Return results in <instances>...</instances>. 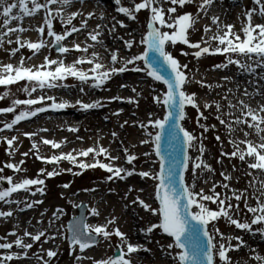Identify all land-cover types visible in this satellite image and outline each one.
Returning a JSON list of instances; mask_svg holds the SVG:
<instances>
[{
    "label": "snow or ice",
    "instance_id": "6c2138e0",
    "mask_svg": "<svg viewBox=\"0 0 264 264\" xmlns=\"http://www.w3.org/2000/svg\"><path fill=\"white\" fill-rule=\"evenodd\" d=\"M165 2L170 5L167 9L163 7ZM194 3H196V0H139V2L138 0H130V5L125 6L123 0H115V10L129 20H137V14L142 10H147L150 13L146 25L147 33L139 41L140 45L145 46V50L139 54H131V49L137 42L132 38V33H128V39L123 36L119 37V39L123 40L124 46L129 50L130 55L121 57L118 50L112 51L108 49L101 37L105 30L110 34H114L117 25L121 28H126L127 25L122 20L112 17V26L110 28L105 23H97L95 28L89 30L90 20L98 19L104 21L107 18L104 12L97 16L95 11H85L86 0H0V49L5 48L6 44L18 45L19 47H13L10 50L12 56H15L22 48L31 50L33 56L44 48H56L61 55L69 54L70 52L84 54L68 64L63 59H50L48 56H45L44 63L33 65L32 67L25 66V58L23 56L18 65L0 63V86L9 89L0 94V100L12 97L11 105L0 108V113H12L14 115L10 122H5L3 128H0V133H3L5 129L12 130L15 125L20 124L22 121L29 120L49 110L61 111L68 108H78V110L87 112L106 107L107 104L114 101L135 104L138 107V99L133 97L125 98L119 95L105 99H95L89 102H84L83 99H76L74 103L64 99H60L58 102L57 97L43 94L32 98V94L36 93L38 89L43 93L45 89L76 87V85L61 83L69 77L79 82L78 91L82 95H87L84 85H87L90 89H103L114 76H119L126 72H143L154 81L162 82L166 86V90L162 95L157 94L154 97V101L165 108L166 114L163 118L153 119L154 114L149 113L146 123L143 121L138 122L139 127L144 130V138L140 143L153 147L155 156L159 157L158 173L150 170L136 171L133 162L138 157L135 154H129L127 147L122 148V151L125 154L126 163L132 165L131 169L115 166L114 162L119 160L120 157L111 156L109 149L100 143L93 144L87 148L73 149L65 153L62 148L69 143L67 138L58 142L55 139L41 137L42 144L50 146L54 150H61L59 154H53L50 157L40 155L36 142L32 143L30 151L35 150L36 158L46 165H58L61 161H68L81 170L90 168L102 169L110 174L106 178L108 181L116 178L126 180L133 175L155 181L154 201H158L157 206L153 207L152 204L145 202L140 195H137L132 200V204L138 205L156 217L157 222L150 223L145 229H141L148 243H151L150 235L155 230H159L171 238L170 243L161 245V250L170 256L175 261V264H239L238 261L233 260L229 253L239 251L241 247L249 246L242 236H225L213 222L223 217L229 225H234L236 229L252 236L259 234L264 239V180H259L258 176H253L252 180L249 181V186L254 189L251 198L256 201L255 206L249 205L247 190L230 189L228 183L213 184L210 194L205 193L203 188L199 191L195 190L197 179H200L205 171L214 172V170L203 160L205 151L202 144L203 135L200 137L195 136L181 122L187 119L186 108L190 106L199 113L197 116L198 126L204 132L209 130L206 124L200 123L201 118L207 120V117L201 111V104L198 103L197 94L187 91V86L193 82L199 83L201 86L205 85L202 81L195 80V72L190 77L185 71L188 69V65H181L167 48L178 43L186 45L194 50L191 55L197 60L205 54L225 56L226 62L215 65L213 70L226 69L230 65H234L238 68L241 75L251 76L255 81L264 82V22H254V17L264 20V0H252L253 7L243 11L244 19L241 21L239 31L234 30L235 26L233 24L223 23L220 17L211 16V24L215 26V32L209 36L208 34L212 32V27L205 25L204 35L199 42L190 40V30L194 29V26L201 18L200 13H203L204 16L208 15V10L215 3V0H199L197 4L198 11L195 15L189 12L181 14L176 7L178 5L183 9L185 5ZM76 5H80V7L76 8V10H71ZM37 15L43 16L42 26L33 27L29 25L27 28L23 26L25 18H34ZM77 19L78 26L73 23ZM54 20H58L63 25L62 31L53 30ZM30 30L37 31L40 34V38L36 42L22 39V34ZM82 31L87 32V38L91 43L87 40L83 44L77 43L73 39L71 48L66 46L65 41L69 37H73L74 33L78 34ZM45 34L52 40H45L43 38ZM13 36H15V40L12 39ZM213 42L216 43L214 48L212 47ZM97 44L103 46L109 54L110 65H105L100 54L94 50ZM90 49L92 51L89 54ZM5 50L8 51L7 49ZM182 54L185 56L189 55L188 52ZM27 59L30 60L31 57ZM161 62L170 70L167 75L161 74V68L157 66ZM85 64L90 66L87 70L82 67ZM130 65L131 67H129ZM223 79L231 81V77L225 76ZM21 81H26V84L19 91L25 93L29 98H15V95L10 90L11 85L18 84ZM248 83L254 90L249 92L245 88L242 95L251 99L260 97L255 107L246 102L245 99H237L236 103H233L232 100L228 99V96L229 94L234 96L235 92L232 89H228V92L222 97L223 100L227 101L228 111H222V105L219 101L204 102L203 108L212 109L214 107L216 112L215 119L226 129V135L229 137V143L233 151L225 153L221 137L217 135L215 139L221 143V156H227L229 159L238 158L241 162H246L249 169L264 173V103L261 102L264 101V83H254L253 80H249ZM119 87L124 89L128 88L129 85L122 83ZM207 87L211 90L213 86L207 85ZM215 87H222V85L217 84ZM131 91L136 93L137 97L141 95V93L137 92L135 86L131 87ZM21 106H27V108L17 114V109ZM123 111L124 109L121 108L113 112L112 115L118 117ZM127 123L128 121H124L119 126L123 128ZM150 127L156 129L155 134L149 130ZM212 128L215 129V125H212ZM237 129L243 134L242 139L233 136ZM47 131H49L47 128H41L36 132H25L23 135L32 140L39 132ZM67 131L79 133L80 129L78 127H70ZM166 133L168 134L171 148L167 156L162 151V143ZM253 135L258 139H251L250 137ZM111 136L117 138L118 133L113 131ZM77 139L83 143V137L77 136ZM17 140L18 136L10 138L7 136L0 137V142H6L7 144V155L14 156L13 145ZM132 147H135V145ZM192 148H196L200 153L194 160L188 151ZM21 155L27 157L29 153L24 152ZM143 155L150 157L153 152L146 151ZM89 156L92 157L91 163L80 159L88 158ZM101 156L111 162H102L99 159ZM23 164L24 160H21L18 164L6 163L3 167H0V173H4L5 168L11 169L15 173L26 172V169L20 167ZM189 170L192 174L190 184L186 183L185 180V173ZM233 170L235 171V168ZM68 171L71 172V169H68ZM58 174L59 171L55 168L53 171H47L46 168H42L35 178L24 177L19 181H14L12 175H0V202L9 206L16 205L15 210L11 208L7 211L0 210V218L6 220L13 217L14 211L23 212L42 204L43 200H17L13 198V195L23 191L30 193L32 197L37 194L44 196L46 194L45 179ZM72 174L81 175L82 172H73ZM246 174L252 176L251 171ZM221 176L224 181L231 180V176L226 175L224 172H221ZM4 181L9 186H5ZM204 183H208V181L205 180ZM256 184H259L260 187L256 188ZM62 187L69 188L70 185L63 184ZM216 187L231 191L232 196L224 194L223 198H221V193L215 190ZM84 191L95 192L96 189L90 188L84 189ZM112 191V189H109V192ZM132 191L134 189L129 187L128 192L131 193ZM143 191L144 189L139 190L140 193ZM256 192H259V195H256ZM233 198L237 201L235 205L230 203ZM124 199H127V193ZM242 199L247 213L252 214L250 221L246 217L242 222L233 218L231 214L233 209L236 212L240 211L239 202ZM206 202L216 205V209L210 208ZM62 211V209H57L53 213L54 219H50L48 222L49 229L55 227V220H59V214ZM91 212L93 216L100 215L97 208H92ZM43 215L44 213H41V216ZM116 219L113 216L107 219L104 224L92 225L86 223L83 216L79 219L74 217L64 233L60 229H55V231L58 235L65 236L74 253L78 248V254L74 257L76 264H82L85 260L91 261V264H133L132 254L151 250L142 244L131 243L127 235L116 226ZM37 223L42 224L43 220H39ZM29 224L31 225V221H29ZM210 224L212 225L211 229L209 228ZM110 226H112L111 230ZM253 226H256L255 229ZM15 228L18 229L19 224ZM8 235L15 237V239L9 241L7 236H0V250H4V253L0 255V264H11L13 261L32 258H35L38 264H52V258L57 256L58 247L57 250H45L43 248L44 243L56 239V235L48 234V229H38L35 232H29L25 229L22 236L18 235V232L14 230ZM42 237L44 240L41 243L40 251L33 253V256L30 257L29 250L33 248V243L40 242ZM113 237L119 238V243L116 245L119 248L118 254L100 259L84 255L87 249L99 243V238L108 241L109 246H112ZM26 238H29L32 243L25 242ZM233 240L237 241L235 245L232 243ZM157 243L159 244V241ZM13 248L20 251H12ZM249 251L252 252L254 250L249 247ZM173 252L176 255L173 256ZM45 253L47 259L44 258ZM252 259L256 264H264V256L259 253L255 254Z\"/></svg>",
    "mask_w": 264,
    "mask_h": 264
},
{
    "label": "rangeland",
    "instance_id": "374dc122",
    "mask_svg": "<svg viewBox=\"0 0 264 264\" xmlns=\"http://www.w3.org/2000/svg\"><path fill=\"white\" fill-rule=\"evenodd\" d=\"M92 1L94 2L93 5L91 4L92 10L96 12L94 7V4H97L96 0H86L84 9L86 11H91V8H87L86 5L88 6L90 3H92ZM100 1H102V3H104L105 6L101 10L99 9L101 8V6H98L97 16H99L101 12H104L107 19L104 21H100L98 19L90 20L89 30L95 28L97 23H105L110 28L112 26V17H116L117 20H122L127 25V27L121 28L119 27V25H117L116 32L114 34H110L107 30H105L103 36L101 37V39L105 38L106 40L104 42V45H106L107 48L112 51L118 50L119 55L121 57L128 56L130 55L129 50L125 48L123 40H120L119 37L123 36L125 39H128L129 38L128 33H132V38H134L137 43L131 49V54L142 53L145 50V46L140 45L139 41L141 40L142 36L146 35L147 33L146 25L149 20L150 13L147 10H142L140 13L137 14V20L132 21L126 18L123 14L118 13L115 10L116 9L115 0H100ZM229 1L233 2L232 6L242 7L241 4L243 1L241 3L235 2L234 0H229ZM123 3L125 6H129L130 0H123ZM198 3L199 0H196V3L185 5L183 9H181L178 5L176 7L178 12H180L181 14H183L184 12L197 13ZM218 5H219L218 2H215L212 5L211 9L212 11H214V13L217 12L216 10H214V8H216ZM169 6L170 5L167 2L163 4V7L165 9L168 8ZM79 7L80 5H76V7H74L71 10H76V8ZM240 15L242 17V14ZM235 18L236 15L232 14V16H229L230 21L227 20L226 23L229 22L231 23V21ZM78 19L77 21H73V23L78 24ZM258 21L264 22V20H261L259 17H254V22L257 23ZM29 25H32L33 27L42 26L43 16L37 15L34 18H25V21L23 22V26L27 28L29 27ZM62 29L63 28L60 22L58 20H54L53 30L59 32L62 31ZM80 33H83L85 35H83L82 38L80 37L79 40L76 39L77 43L83 44V42H85L86 40L89 43H91V41L88 40L87 38L86 31H82ZM107 37H111L114 42L108 41V39H106ZM38 38H40V36L37 34V31L34 30L27 31L22 34V39L24 40H31L33 42H36ZM43 38L48 41L52 40V38L48 37L46 34L44 35ZM67 41L71 43L72 40H67ZM71 46H72L71 44H68V47L71 48ZM215 46L216 43L213 42L212 47L214 48ZM13 47H19V46L14 44ZM183 48L187 49L186 45L179 44L178 46L175 45L168 47V50L180 62L181 65L186 64L189 61L188 56H185L180 53L181 50H183ZM94 50L100 54L102 58V62L105 65L111 64L110 56L105 51V48L103 46L97 44ZM3 51L4 53L6 52L5 49ZM91 51L92 49L89 50V54ZM80 55H84V54L70 52L69 54L61 55L54 48H45V49H41L39 53L33 56L31 50L27 48H22L20 49L19 52L16 53L15 59H19L20 61L21 57L23 56L25 58V66L32 67L35 59L39 57H41L40 64L44 63L45 56H48L50 59H63L64 62L68 64V63H72L75 59L79 58ZM10 56L12 55L11 54H8V56L3 55L1 60L4 62L11 61L12 58ZM28 57H31V59L30 60L27 59ZM200 59L205 60L206 62H208L209 65H211L209 69H206L210 73L212 72L213 74L220 76L225 70V69L213 70L215 65L226 62L225 56L219 54L217 55L205 54ZM230 66L228 68H232ZM82 67L85 70H87L90 66L85 64ZM129 67H131V65ZM197 77L198 75L195 74V79ZM207 78H209V75L206 76V78L203 80H206ZM61 83L68 85H76V87H71V88L57 87L50 90L45 89L43 93H41L40 90L38 89L36 93L32 94V98H36L40 94H43L45 96H51L55 93L56 95H58L59 98L64 100H69L70 102L74 103L76 99H83L84 102H89L95 99H105L119 95L125 98L133 97L135 99H138L139 104L137 107L135 104L114 101L107 104L106 107L90 110L87 113L78 110V108H71L70 114H74V117L78 121L87 123L90 118L85 114H90L96 116L98 118L97 121L100 124L104 123L105 126H100V130L99 129L97 130L95 127L91 129L88 128L89 130L88 129L84 130L83 128L80 129L79 133H71L66 130L59 131L58 129L54 128L47 132H40V134L38 136L33 137L32 140H29L27 137L18 138V140L13 145V150L17 145L20 144L21 151L19 152V154H17L16 151L14 150V156L7 155L6 142H0V167H3L4 164L6 163L18 164L21 160H24V164L20 165V167L22 169L27 170L26 172L15 173L13 170L5 168L4 173H0V175H4V176L12 175L14 181H19L24 177L35 178L37 173L42 168H46L47 171H53L55 168L56 170L59 171L58 175L45 179L46 194L44 196H40L39 194H37L35 197H32L30 193H25L23 191L19 193H15L13 195V198L17 200H33V199L43 200L42 204L35 206L32 209H27L23 211V213L25 215H28L29 218L34 216L33 219H31V225L29 224L28 226H24V227H26L29 232H35L38 229H47L49 220L54 219L53 213L56 212L57 209H62L63 211L59 214L61 219L55 222L54 228L48 229V234L52 235L51 232L55 231V229H58L59 226L62 227L60 230L62 233H64L67 228V222L69 218L77 214L76 211L77 205L81 202H86L89 203L88 217L93 225L104 224L107 219H110L114 216L117 218L116 226H118L120 230L127 235L128 239H129L128 234L131 235L133 234V232L135 233L137 231L139 232L141 238L137 239V235H135L136 237L129 239V241L133 244L135 243L142 244L151 251L149 252L143 251V253L132 254L133 264H175V261L161 250V245H167L168 243L171 242L170 238H168L164 233L160 232L159 230H155L149 237L151 239V243H148V240L145 238L144 232L141 231V229H145L150 223L157 222L156 217L153 216L151 213L146 212L138 205L132 204V200L135 199L137 195H140L141 199H144L145 202L152 204L153 207L157 206L158 201H154V187L156 183L155 181L147 178L142 179L138 175H133L131 177H128L126 180H121L119 178H116L112 181H108L106 178L110 174L106 173L102 169L90 168L87 170H81L78 167H74L73 164H71L68 161H61L58 165H52V164L46 165L41 160H38L36 158L35 150L30 151L32 143L36 142L38 145L40 155L50 157L53 154H59L61 150H54L50 146L42 144L40 137H46V138L48 137L50 139L61 141L64 138H68L69 135H73L74 140L69 141V143H67L66 146L62 148L63 152L67 153L69 149L70 151H72L73 149L78 150L80 148H87L93 144L100 143L105 148L109 149L111 156L120 157L119 160L114 162L115 166L131 169L132 165L126 163V157L124 152L122 151V148L127 147L129 149V154H135L138 157V159L133 162L135 164L136 171L150 170L154 173H157L156 168L158 169L159 166L158 158L154 154L153 147H150L148 145H143L140 143V141L144 138V130L139 127L138 122L143 121L146 123L149 118V113L154 114L152 117L153 119L163 118V116L165 115L166 113L165 108L156 104L154 101V97L157 94L162 95L161 91L163 88L161 87V82L154 81L151 77L146 76V74L143 72L140 73L126 72L119 76H114L111 80L107 82V84L104 86L103 89H93L94 91L91 92V89L87 85H84L85 92L87 93V95H82L79 93L78 89L80 85L79 82L76 81L74 78L69 77L67 80L62 81ZM122 83H127L129 87L121 89L119 86ZM25 84L26 81H21L18 84H14L10 86V90L15 95V98L18 99L29 98L25 93L19 91V89ZM194 84H195L194 82L189 84L187 86V89L189 90V87ZM132 86H135L137 88V92L141 93L139 97H137L136 93H133L131 91ZM206 88L207 87H203L201 89L192 88V90L207 92ZM8 90H9L8 88L0 86V94ZM207 94L209 95L202 97L201 102H199L200 104H203L204 102H209V100L212 97L215 98L217 97V95L212 92H208ZM11 100L12 97H8L6 99L0 100V108L10 106ZM257 100H260V98L248 100V103L252 104V106L255 107ZM216 101H219L221 103L222 111L224 112L228 111L227 105L225 104L222 98L216 99ZM261 102L264 103V101ZM26 108L27 106H21L19 109H17V114L21 110H26ZM121 108H123L124 111L118 117L112 115L113 112ZM201 111L204 113V116L207 117V120L201 118L200 123L206 124L208 126L209 130L207 132H204L203 129L198 126L197 116L199 115V113L190 106L186 108L187 119L185 120L184 127L197 137L203 135L202 144L205 148V151L203 153V160L211 166L214 172L205 171L202 177L200 179H197L195 190L199 191L201 188H203L205 193L210 194V189L213 187V184L219 185L222 183H228L230 189L247 190V196L249 197L248 203L249 205L255 206L256 202L252 203L253 199L251 198L252 196H250L249 194L250 191L249 181L252 180V177L246 174L249 172V170L245 165V163L241 162L238 158L235 157L229 159L227 156H221V154L218 152V150H221V143L215 139L217 135L221 137V141L223 142V150L226 153H231L233 151V148L229 143V137L226 135V129H224V126L221 125L219 121L215 119V115H216L215 108L213 107L212 109H205V110L201 108ZM99 113L106 114L109 119L103 121V118L100 117L101 115ZM133 113H135V115H133ZM13 118L14 115L12 113H8V114L0 113V128H3L4 123L10 122ZM34 119L35 118H30L29 120H25L22 122L32 123L34 122L33 121ZM124 121H128V123L125 124L123 128H121L119 125L122 124ZM54 122H55L54 120L51 121L52 124H54ZM74 124L76 125L77 123ZM212 125H215V129L212 128ZM34 126L35 123H32L29 127H25L24 129H21V131L30 132ZM16 128L17 125H15L13 128L14 130H11L10 132L12 133L14 132V134L17 133L19 134V131H15ZM149 130L152 131L154 134L156 132V129L151 127L149 128ZM113 131L118 133L117 138H113L111 136V132ZM5 132L8 131L5 130L3 133H0V135L5 136ZM240 133L241 132L237 129V131L233 134V136L234 137L240 136L239 135ZM77 136L83 137V143L77 139ZM121 142L123 143L121 144ZM133 145H135V147H132ZM146 151L153 152V155L150 157H145L143 153ZM24 152H28L29 155L27 157L22 156L21 154ZM199 154L200 153L196 150V148L190 149V156L193 157V160ZM80 159L87 163L92 162L91 156H89L88 158H80ZM99 159L102 162H111L105 160L103 156H101ZM218 161H222V162L218 163ZM218 168L221 170L220 173L215 172V170H217ZM233 168H235V171L233 170ZM68 169H71V172L68 171ZM73 172H82V174L73 175L72 174ZM221 172H224L226 175H230L231 180L224 181L223 177L221 176ZM198 175H199V170H198ZM260 176L259 179H261ZM205 180H207L208 183H204ZM186 181L189 184L192 181V174L190 170L187 172ZM63 184H69L70 187L64 188L62 187ZM4 185L9 186L7 185L6 181H4ZM129 187L133 188L134 191L129 193L128 192ZM90 188H94L96 189V191L95 192L84 191V189H90ZM109 189H112L113 191L109 192ZM140 189H144V191L140 193L139 192ZM215 190L216 192L221 193V198H223L224 194H227L228 196H232V192L227 189L216 187ZM126 193H127V199H124ZM206 203L213 210L216 209V205H213L210 202H206ZM230 203L235 205L237 201L233 198L230 201ZM239 204H240L239 212H236L235 209L232 210L231 214L233 215V218L239 219L243 222V220L247 217V219L250 221L252 214L247 213V210L244 208L243 199L239 202ZM125 205H127V207H125ZM6 206L16 208L15 204L9 206L4 204L3 202H0V210L8 209L6 208ZM92 208H97L100 212V215L93 216L91 212ZM16 212L17 211H15V214H17ZM41 213H44V215L41 216ZM14 219L15 217L13 215V217L8 218L6 220L0 218V221L3 222L7 221L12 223L14 222L13 221ZM39 220H43V223L38 224L37 221ZM213 223L216 225V227L219 228L220 232H222L225 236H244L248 234L242 230L236 229L234 225H229V223L223 217H221L217 221H214ZM19 226L21 227L20 223ZM111 227L112 226H110V230ZM211 227L212 225L210 224L209 228L211 229ZM255 227L256 226H253L254 229ZM257 235L260 237L259 234ZM217 239H219V237H217ZM43 240L44 238L42 237L40 242L33 243V248L29 250V253H31L32 255L33 253H38L40 251L41 243L43 242ZM262 240L264 241V239ZM157 241H159V244L157 243ZM25 242L32 243V241L29 238H26ZM99 243L101 244L100 248L101 249L105 248V251L103 255L101 256L96 255V256L99 259L106 258L107 256L114 255L115 249L117 248L116 245H118L119 243V238L117 237L112 238L111 241L112 246H109V242L103 240L102 238ZM232 243L233 245H235L237 241L233 240ZM258 245L264 246V243L262 244L258 243ZM57 247H58L57 256L52 258V264H76L74 257L76 254H78L77 253L78 249L74 253L70 247L68 240L65 238L64 235H59L58 237H56L54 241L50 240L48 243L43 244V248L46 250L47 249L57 250ZM12 251H20V250L13 248ZM3 253L4 250H0V255H2ZM172 255L174 256L176 255V253L173 252ZM229 255L233 258L234 261H238L236 259V254L234 253V251L230 252ZM44 258L47 259L46 254L44 255ZM238 262L239 264H245L240 261ZM11 264H38V262L35 258H32V259H23L20 261H13L11 262ZM82 264H91V262L87 260L86 262L83 261Z\"/></svg>",
    "mask_w": 264,
    "mask_h": 264
},
{
    "label": "bare ground",
    "instance_id": "6f19581e",
    "mask_svg": "<svg viewBox=\"0 0 264 264\" xmlns=\"http://www.w3.org/2000/svg\"><path fill=\"white\" fill-rule=\"evenodd\" d=\"M234 1L235 2H240V3L243 1L242 4H241L242 7L241 6L240 7L239 6H232L233 2H230L229 0H215V2H218V4H219L216 8H214V10L217 11L216 12L217 14L214 13V11H212L211 8L208 10V15L207 16H204L203 13H200L201 18L199 19L198 23H196V25L194 26V29L190 30V40L192 42H199L201 40V37L204 35V26L205 25H210L212 27V32H210L208 34L209 36H211L215 32V28H214L215 26H213L210 23L211 22V19H210L211 16H218V17H220V20L223 23H226L227 20L230 21L229 20V16H232V14L236 15V18L231 21V24H233L235 26V28H234L235 31H239L240 27H241V21H242V19H244L243 15L241 17L240 14H242L244 10L250 9L251 7H253L252 3H251L252 0H239V1L238 0H234ZM93 3L94 2L92 1V3H90L88 6L86 5L87 8H91V11H93L92 10ZM96 3L97 4H94V7H95V10H96V13H97L98 6H101V8H99L101 10L105 6V4L102 3V1H100V0H98V2L96 0ZM191 13L193 15L196 14V12H191ZM259 22L260 21H258L257 23H259ZM77 26H78V24H77ZM62 28H63V25H62ZM83 35H85V34H83V33H80V34L79 33L78 34L74 33L73 37H69L68 40H73V39H75V40L78 39L79 40V38L80 37L82 38ZM12 39L15 40V36H13ZM26 39H27V37H26ZM106 39H108V41H110V42L111 41L114 42L111 37H107ZM102 40H103V42L106 41L105 38H102ZM65 44H66V46H68V44H71V43L66 41ZM13 45L14 44H12V45H7L6 44L5 45L4 49L8 50V51L5 52L7 54L4 53V51H3L4 49L0 50V63L6 64V63H11L12 62V63H14V65H18L19 59H15L16 55L15 56H10L12 58L11 61H5L4 62V61L1 60L3 55L8 56V54H10V50L12 49ZM178 45H179V43L176 46H178ZM202 46H204V45H202ZM167 50H168V48H167ZM183 50H184V52H188L189 53V55H187L189 57V61L186 63L188 65V69H186L185 71L189 74L190 77H191L192 73L195 72V74L198 75V77L195 80L196 81H202L203 84L205 85V86H201V84L194 82L195 84L191 85L189 87V90L187 89V91L189 93L195 92L197 94L198 103L201 102L202 97H205L206 95H209V94H207L208 92H212V93L217 95L216 98L212 97L209 100V103H212V102L216 101V99L222 98L228 92V89H232L233 92H235L234 96L231 95V94H229V96H228V99L232 100V102L236 103L237 99H245L246 102H248V100H251V98L244 97L242 95V93L244 92L245 88H247L249 92H252L254 90L253 87L251 85H249L248 81L249 80H253L254 83H264V82H261V81H255L254 78L251 77V76L241 75L239 73L238 68L236 66H234V65L230 66L232 68L225 69L220 76H217L216 74H213L212 72L210 73V72H208L206 70V69H209L210 66H211V65L208 64V62H206L203 59L197 60L196 58H194L193 55H191V53L194 51L193 49H190V48L187 47V49L183 48ZM183 50H181V52H180L181 54L184 53ZM40 63H41V57L35 59V61L33 62V65H40ZM197 69H198V71H196ZM208 75H209V78H207L206 80H203ZM225 76L231 77V81L224 80L223 77H225ZM217 84L222 85V87H215V85H217ZM207 85H212L213 86L212 89L209 90ZM161 87L163 88L162 91H161V93L163 94L164 91L166 90V86L163 85L162 82H161ZM203 87H207L206 88L207 92L192 90V88H194V89L200 88L201 89ZM237 89H238V91H237ZM93 91L94 90L91 89V92H93ZM52 96L57 97L58 102L61 99L55 93ZM256 98H260V97H256ZM224 102L227 105V101L224 100ZM201 108H203V104H201ZM70 109L71 108H68V109H65V110H61V111L49 110L46 113H40L36 117H32V118H35L33 120L34 122H32V123H35V126L31 129L30 132H36V131H38L41 128H47L49 131L54 129V128L58 129L59 131H62V130H66L67 131V129L70 128V127H78L79 129H83L84 128V130H87L88 128L91 129V128L95 127L97 130L98 129L100 130V126H105L104 123L100 124L97 121L98 118L96 116H93V115H90V114H85V115H87L90 118L87 123H83L82 121H78L74 117V114H70ZM87 112H89V111H87ZM99 114L101 115L100 117L103 118V121H106V120L109 119L106 114H103V113H99ZM105 117H107V119H105ZM225 119H227V117H225ZM53 120L55 121L54 124L51 123V121H53ZM75 121H77V122H75ZM32 123H23V122H21L20 124L17 125V128H16L15 131H19V134L21 133L20 136H19L18 133L14 134V132L12 133V132H10L11 130H7V129H5V130L8 131V132H5V136H7L9 138L12 137V136H18V138H22V137L25 138L23 133L29 132V131H21V129H24L25 127H29ZM74 123H77V124L75 125ZM224 129H225V127H224ZM12 130H14V129H12ZM39 134H40V132L38 133V135ZM239 135L240 136H237L236 138L242 139L243 138V134L240 133ZM0 137H3V136L0 135ZM43 138H46V137H43ZM250 138H252L253 140H257L258 139L254 135L252 137H250ZM47 139H50V138L47 137ZM67 140L68 141L74 140L73 135H69ZM14 150L16 151L17 154H19V152L21 151V145L20 144L17 145ZM69 151H70V149H69ZM218 152L221 154V150H218ZM244 163H245V165L248 168L247 163L246 162H244ZM248 170L252 172V176H251L252 178H253V176H258V179H259L260 173H258L257 170H251L249 168H248ZM220 171L221 170L219 168L217 170H215L216 173H220ZM260 177H261V179H259V180H264V173H261ZM255 187L259 188L260 185L256 184ZM249 190H250L249 194H250V196H252L254 189L252 187H249ZM256 195H259V192H256ZM253 202L255 203L256 201L253 199L252 203ZM6 208H8V209H5L4 211L9 210V208H11L13 210L16 209L14 207H8V206H6ZM16 213L17 214H15V211H14V217H15V219L13 220L14 222L11 223V222H7V221H5V222L0 221V229H2V230H0V236H7V239L9 241L14 240L15 237L8 235V233L16 230L18 232V235L22 236L24 230L27 229L24 226H28L29 225V221H31V219H33V217H34V216H32L31 218H29L28 215H25L23 212H19V211H17ZM59 219H61V217ZM15 220H16V222H15ZM56 221H59V220H55V222ZM87 222L89 224H92L91 220H89V219H88ZM19 223H20L21 227L19 226V228L16 229L15 226L17 224H19ZM61 228L62 227L59 226L58 229H61ZM47 229H49V228H47ZM51 233H52V235H56V237L59 236L55 231H52ZM135 235H137V239L141 238V235L137 231L136 233L133 232V234H131V235L128 234L129 239H132V238L136 237ZM242 237H243V240L246 242V244L249 247L251 245L250 248L253 249L254 251L250 252L249 251V247H241L239 251H234V253L236 254V259L238 261L242 262V263H245V264H254L256 262L252 259V257L255 254L259 253L260 255L264 256V246L258 245V243L262 244V243H264V241L258 235L252 236L250 234H246V235H244ZM100 246H101V244L99 243V245H97V246H95L93 248L87 249L85 251L84 255L99 259V258H97V256L103 255L104 251H105V248L101 249ZM54 250H56V249H54ZM138 253H143V251H140ZM29 256L32 257L33 255L31 253H29ZM86 261L87 260H85V262Z\"/></svg>",
    "mask_w": 264,
    "mask_h": 264
},
{
    "label": "water",
    "instance_id": "95a60500",
    "mask_svg": "<svg viewBox=\"0 0 264 264\" xmlns=\"http://www.w3.org/2000/svg\"><path fill=\"white\" fill-rule=\"evenodd\" d=\"M150 55H153V54H150ZM157 66L161 68V74H163V75H167L168 71H170L169 69H167L166 65H163L162 62L160 65H157ZM185 120L182 121L183 126H184ZM162 151L164 152L165 156H167L168 153L171 151L170 144H169V137H168L167 133L165 134V139L162 143ZM189 155H190V149H189ZM181 159H182V153H181ZM186 175H187V173H186ZM186 183H187V181H186ZM86 210H87V204L82 203L78 207V215L74 216V217L79 219L81 216H83L85 218V222H86ZM74 217H71L69 224L73 221ZM118 253H119V250L116 251L115 255Z\"/></svg>",
    "mask_w": 264,
    "mask_h": 264
}]
</instances>
